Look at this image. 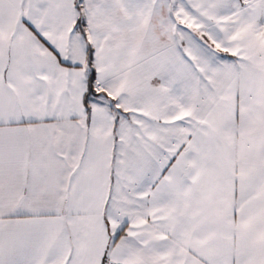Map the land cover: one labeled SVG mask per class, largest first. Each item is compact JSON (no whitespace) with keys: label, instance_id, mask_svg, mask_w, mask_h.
I'll return each mask as SVG.
<instances>
[{"label":"snow or ice","instance_id":"1","mask_svg":"<svg viewBox=\"0 0 264 264\" xmlns=\"http://www.w3.org/2000/svg\"><path fill=\"white\" fill-rule=\"evenodd\" d=\"M0 264H264V0H0Z\"/></svg>","mask_w":264,"mask_h":264}]
</instances>
